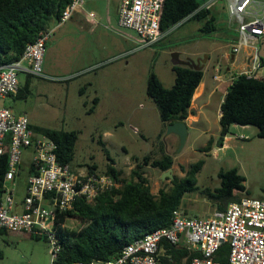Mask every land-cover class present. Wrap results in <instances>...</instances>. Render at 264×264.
I'll return each mask as SVG.
<instances>
[{
  "label": "rangeland",
  "instance_id": "rangeland-1",
  "mask_svg": "<svg viewBox=\"0 0 264 264\" xmlns=\"http://www.w3.org/2000/svg\"><path fill=\"white\" fill-rule=\"evenodd\" d=\"M117 1L84 0L83 9L97 16L94 33H86L91 26L86 28L88 23L80 14L60 26L55 20L48 23V27L55 30L44 55L46 78L31 75L27 97H7L6 107L18 115H26L32 127L77 131L79 138L72 163L77 170L87 171V166L94 164L98 174L106 170L109 162L99 145L101 136L116 168L123 171L126 180H130L136 167L134 157L141 161L147 155L160 157L161 151L170 154L174 158L172 174L179 178L186 175L193 163L203 160L204 165L197 175L199 191L187 193L182 198L180 210L187 217L206 218L219 209L220 204L202 191L220 186V170L237 168L246 179L250 197L264 199V138L258 136V129L232 125L223 143L219 142L221 126L217 118L225 95L223 90L231 82V76L248 69L246 54L251 52L250 48H245L238 54L239 61L232 65L233 59L228 63L223 58L224 53L231 52L238 27L230 14L228 0H208L204 4L210 5V16L215 18L217 30L201 31L210 16L189 17L167 30L158 43L146 48L142 47L145 42L131 30L128 33L135 39L128 41L130 55L114 59L111 55L117 52L120 40L124 42L125 39H121L103 17L108 10L115 15ZM91 59L108 65L90 73L82 72L83 65ZM175 61L180 65H202L203 79L211 84H215L214 70L221 66L225 80L222 82L224 88L207 99L205 111L210 123L196 124L194 129H189L183 147L176 134L167 133L154 102L146 93L152 72L166 88L173 86ZM226 65L231 70L225 69ZM25 76L19 73L23 86ZM95 97L104 99L105 105L95 108ZM210 138L213 143L207 151ZM31 159V150H25L21 174L15 185L17 200L24 197ZM146 172L150 173L147 177L153 194L158 195L160 189L171 186L170 179H161L159 170L154 169L152 173L147 169ZM67 222L70 228L80 227L78 220ZM0 250L3 253L0 264H52L49 242L26 233L0 234Z\"/></svg>",
  "mask_w": 264,
  "mask_h": 264
},
{
  "label": "trees",
  "instance_id": "trees-1",
  "mask_svg": "<svg viewBox=\"0 0 264 264\" xmlns=\"http://www.w3.org/2000/svg\"><path fill=\"white\" fill-rule=\"evenodd\" d=\"M208 0H164L160 29L163 33L186 19L207 18L210 10L202 7ZM71 0H0V64L19 60L27 45L38 38L41 31L49 28L48 23L59 21L63 10ZM217 30L216 21L210 16L202 32ZM175 82L166 88L160 78L152 72L146 85V93L154 102L164 128L174 121H186L190 115L193 96L203 81L202 65L174 64ZM32 76L28 75L20 87L17 98H25L30 92ZM98 99L95 100V103ZM221 126L219 142L223 143L232 125L254 126L258 136L264 138V80L236 74L220 106ZM30 127L38 134L46 135L57 144V158L63 165H71L75 159L78 142L77 131H66L46 127ZM213 138H210L211 149ZM99 145L105 153L108 165L102 174L113 177L119 184L102 192L94 202L78 199L72 210L58 216L56 240L60 246L53 264H89L92 261H109L120 256L123 249L145 235L171 224L174 211L179 210L182 198L187 193L199 191L197 175L204 165L203 160L193 163L183 178L177 176L171 186L152 193L144 167H151L164 173L173 168L174 158L161 151V156H145L141 161L134 157L136 167L130 180L123 177V171L116 168L101 136ZM90 174H97V165H88ZM8 169V154L0 159V197L4 175ZM220 186L202 191L224 210L228 204L238 202L245 194L250 197L245 177L237 168L220 170ZM170 179V178H168ZM238 193V194H236ZM69 220H78L79 228H70ZM9 232L0 228V234ZM36 237V236H32ZM45 239L46 237H36ZM48 241V240H47ZM229 247L224 244L216 253L215 260L228 264ZM3 253L0 250V257ZM201 253L189 250L184 245L162 242L160 260L165 264H190Z\"/></svg>",
  "mask_w": 264,
  "mask_h": 264
},
{
  "label": "built area",
  "instance_id": "built-area-1",
  "mask_svg": "<svg viewBox=\"0 0 264 264\" xmlns=\"http://www.w3.org/2000/svg\"><path fill=\"white\" fill-rule=\"evenodd\" d=\"M228 3L230 14L238 24V38L231 47L232 54L237 56L245 48L251 49L246 55L251 68L238 74L264 80V56L260 58L259 45L260 40L264 41V0H228ZM83 5L84 0H71L58 26L83 9ZM163 5L164 0H121L118 25L135 32L145 42L142 47L153 46L164 35L160 29ZM202 7L209 9L210 5ZM257 8L259 12L255 11ZM54 30L41 31L19 60L0 64V159L8 154V169L0 197V228L46 237L52 264L60 251L55 233L58 216L72 210L80 198L94 202L102 192L120 186L109 175L90 174L88 170L61 164L56 154L57 144L46 135L36 133L26 115H18L3 105L4 99L18 95L19 73L46 78L43 61ZM221 73L217 68L214 80L220 81ZM25 150H31L32 159L25 195L17 201L15 185L21 174ZM163 241L200 252L202 257L193 259L190 264H222L215 256L224 244L229 247L228 264H264V199L243 197L206 218H190L180 209L176 210L170 226L135 240L117 258L89 264H165L159 258Z\"/></svg>",
  "mask_w": 264,
  "mask_h": 264
},
{
  "label": "crops",
  "instance_id": "crops-1",
  "mask_svg": "<svg viewBox=\"0 0 264 264\" xmlns=\"http://www.w3.org/2000/svg\"><path fill=\"white\" fill-rule=\"evenodd\" d=\"M120 4H121V0H118L117 3H116L115 15L114 16L111 15L112 12H110V10H108V11H106L105 16L103 17L107 21V23L109 25L111 24V26H110L111 29L114 30V32L116 34H118L120 37H122L121 39H125V40H123L124 42H122L120 40L121 43L118 44V48H117L118 50H117V52L115 53V55H113V54L111 55L112 58H114V59H116V58L122 59V58L128 57L130 55L129 53L131 51V49H128L129 48V42L128 41H131V39H133V40L135 39L134 37H132L133 35H130L128 33L131 30H124L123 31L122 28H120L119 25H118ZM78 14L82 15L84 17L85 22L88 23V24H86V28L88 27V25L91 26L90 30L89 31H86V33L87 32L88 33H94V27H96L98 25L97 16L95 15V13L94 12H87L84 9H80L77 12L74 13V15L72 16V18L75 15H78ZM90 14H93L94 17H91ZM103 18L101 17V19H103ZM71 19H69V20H71ZM68 21H66V22H68ZM66 22H64L63 24H65ZM54 28H57V26L54 27ZM81 29H83V27H81ZM236 33H237L236 34L237 37L235 39L238 38L237 29H236ZM259 45L261 46V54H264V41L263 40H260V44ZM223 58L228 63H230V59H233V62H231L230 65L234 64L236 61H239L238 55L237 56H234V54H232V51L229 52V53H227V52L224 53L223 54ZM246 63L248 65V68H251L252 64L248 61V57H246ZM106 64L107 63H103L102 61H99L97 59H91L90 61L86 62L83 65L84 66L83 67L84 69H82L83 70L82 72L90 73V72L96 71V70L104 67ZM48 68H49V66H47V69ZM216 69L214 70V73L212 75V79L213 80H214L213 77L215 75ZM220 69H221V66H220ZM225 69H230L231 70V67L229 65H226V68ZM27 76H28V74H26L25 79H26ZM233 77H234V75L231 76L230 79L232 80ZM25 79H24V83H25ZM223 81H225V80H224V76L222 74H221V80L220 81L214 80V83L215 84H211L209 81H206L205 79H203L202 83L199 85V87L195 91V94H194L193 100H192V105H191V108H190V115H189V117L185 121V123L187 124V127H188V131H189V129H194L196 124H202V123L209 124L210 123V119H209V117L207 115V112L205 111V109L208 106L207 99L210 98V97H212L214 94L218 93L219 90L221 91L222 88H224V83H222ZM230 84H231V82H229L227 84V86L225 87V90H223L224 91V94H226L227 89H228V86ZM21 86L23 87V85H22V83L20 81V87ZM12 98L13 99L14 98H17V96L16 97H12ZM96 99H98V101L95 103V100ZM4 100H6V99H4ZM4 100H3V105L6 106L5 103H4ZM87 102L88 101H86L85 104H87ZM93 103H94L95 108L96 107L97 108H100V107H102V106L105 105V100L102 99V98H100V97H95L93 99ZM220 117H221V110L218 113V118H217L218 122L220 120ZM29 121H30V119H29ZM30 125H31V122H30ZM234 126H240V125H236L235 124ZM241 127H248V126H241ZM21 170H22V164H21ZM29 170H30V164L28 166V173H29ZM21 200H17V201H21Z\"/></svg>",
  "mask_w": 264,
  "mask_h": 264
},
{
  "label": "water",
  "instance_id": "water-1",
  "mask_svg": "<svg viewBox=\"0 0 264 264\" xmlns=\"http://www.w3.org/2000/svg\"><path fill=\"white\" fill-rule=\"evenodd\" d=\"M264 54L260 55V58H263ZM174 64H177L175 61ZM167 133L168 134H176L180 139L181 147L185 145V142L187 140L188 136V127L185 121H174L172 123H169L167 125ZM150 169V171L153 173L154 169L151 167H144V170ZM173 169L168 170L167 172L162 173L161 179L164 180L165 178H170V180L174 179V176L172 174Z\"/></svg>",
  "mask_w": 264,
  "mask_h": 264
}]
</instances>
